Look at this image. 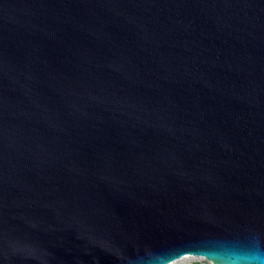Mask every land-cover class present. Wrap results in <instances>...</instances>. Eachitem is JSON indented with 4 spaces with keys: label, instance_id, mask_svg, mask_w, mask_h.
I'll return each mask as SVG.
<instances>
[{
    "label": "water",
    "instance_id": "water-1",
    "mask_svg": "<svg viewBox=\"0 0 264 264\" xmlns=\"http://www.w3.org/2000/svg\"><path fill=\"white\" fill-rule=\"evenodd\" d=\"M264 264V0H0V264Z\"/></svg>",
    "mask_w": 264,
    "mask_h": 264
},
{
    "label": "rangeland",
    "instance_id": "rangeland-1",
    "mask_svg": "<svg viewBox=\"0 0 264 264\" xmlns=\"http://www.w3.org/2000/svg\"><path fill=\"white\" fill-rule=\"evenodd\" d=\"M177 264H214L211 261L206 260L205 258H198V257H193L186 259L182 262H179Z\"/></svg>",
    "mask_w": 264,
    "mask_h": 264
},
{
    "label": "bare ground",
    "instance_id": "bare-ground-1",
    "mask_svg": "<svg viewBox=\"0 0 264 264\" xmlns=\"http://www.w3.org/2000/svg\"><path fill=\"white\" fill-rule=\"evenodd\" d=\"M189 258H192V256H185V257L181 258L180 260H177L176 262H174L172 264H177V263L182 262V261L189 259Z\"/></svg>",
    "mask_w": 264,
    "mask_h": 264
}]
</instances>
